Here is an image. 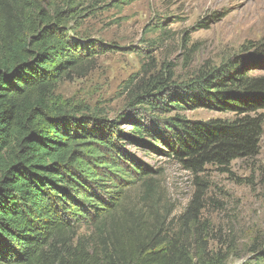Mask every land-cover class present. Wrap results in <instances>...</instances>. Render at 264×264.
Returning <instances> with one entry per match:
<instances>
[{"label":"trees","instance_id":"1","mask_svg":"<svg viewBox=\"0 0 264 264\" xmlns=\"http://www.w3.org/2000/svg\"><path fill=\"white\" fill-rule=\"evenodd\" d=\"M60 2L0 0V264H218L195 231L197 201L171 233L156 174L126 147L193 174L257 156L264 76L249 73L264 65V45L178 88L170 67L143 66L130 113L108 120L55 94L100 52L73 25L78 0ZM203 108L235 118L182 115Z\"/></svg>","mask_w":264,"mask_h":264},{"label":"rangeland","instance_id":"2","mask_svg":"<svg viewBox=\"0 0 264 264\" xmlns=\"http://www.w3.org/2000/svg\"><path fill=\"white\" fill-rule=\"evenodd\" d=\"M78 3L80 19L73 25L100 52L93 55L96 67L86 77L63 81L55 94L71 105L104 113L108 120L130 113L127 96L143 66L156 71L170 67L173 86L178 88L231 61H249L264 45V0ZM254 64L249 74L264 76V65ZM257 114L264 119V108ZM182 115L204 122L235 118L233 113L205 108ZM126 148L156 174L159 202L169 214L171 233L181 227L180 218L196 200L200 211L195 231H202L209 256L216 257L218 264L225 257L222 264H264V133L257 156L233 161L226 172L206 166L193 174L166 156Z\"/></svg>","mask_w":264,"mask_h":264}]
</instances>
